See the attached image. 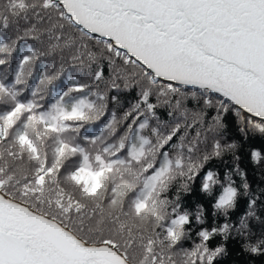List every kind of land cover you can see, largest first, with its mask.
<instances>
[{
    "label": "snow or ice",
    "instance_id": "snow-or-ice-1",
    "mask_svg": "<svg viewBox=\"0 0 264 264\" xmlns=\"http://www.w3.org/2000/svg\"><path fill=\"white\" fill-rule=\"evenodd\" d=\"M241 260L264 264V0H0V264Z\"/></svg>",
    "mask_w": 264,
    "mask_h": 264
},
{
    "label": "trees",
    "instance_id": "trees-1",
    "mask_svg": "<svg viewBox=\"0 0 264 264\" xmlns=\"http://www.w3.org/2000/svg\"><path fill=\"white\" fill-rule=\"evenodd\" d=\"M227 159V158H226ZM252 176V173L250 172V177ZM241 264H243V260H241Z\"/></svg>",
    "mask_w": 264,
    "mask_h": 264
}]
</instances>
